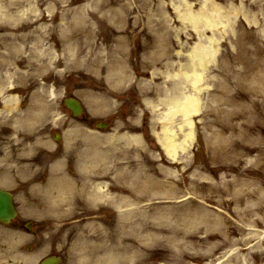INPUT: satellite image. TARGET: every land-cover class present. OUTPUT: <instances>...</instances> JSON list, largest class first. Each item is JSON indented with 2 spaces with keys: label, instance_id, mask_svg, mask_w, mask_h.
<instances>
[{
  "label": "rangeland",
  "instance_id": "1",
  "mask_svg": "<svg viewBox=\"0 0 264 264\" xmlns=\"http://www.w3.org/2000/svg\"><path fill=\"white\" fill-rule=\"evenodd\" d=\"M0 1L5 26L30 35L0 39V110L14 102L0 113V187L19 212L0 225V264H101L81 254L93 227L107 244L131 232L142 264H264V0ZM187 6L210 16L199 32ZM184 97L192 110L165 122L159 100ZM81 177L90 189L71 191Z\"/></svg>",
  "mask_w": 264,
  "mask_h": 264
},
{
  "label": "bare ground",
  "instance_id": "2",
  "mask_svg": "<svg viewBox=\"0 0 264 264\" xmlns=\"http://www.w3.org/2000/svg\"><path fill=\"white\" fill-rule=\"evenodd\" d=\"M1 4V1H0ZM184 5V4H182ZM9 7L11 8V4H9ZM190 8V11H189ZM186 11H184L182 13V10H180V12L178 13V9L175 8L176 13L180 14L181 20L183 21V23L188 20L191 22L193 29L196 32H199L201 28L206 27V23L208 22L210 16H208L207 11H205L204 9H201L199 11V13L194 14L193 12H191V7L187 6ZM11 12L10 10H5L3 8V6L0 5V32H2L0 39L2 40V42L4 43H9L11 42L8 46H11L13 41L18 40L19 38L23 41V42H27L30 39V35H16L14 34L15 32H24L25 33V28H20L19 30H9L5 25L8 22V19L10 18ZM18 19V18H17ZM213 29V28H212ZM3 43V44H4ZM7 47V46H6ZM202 55H199L200 58H202L201 60L203 61L204 58L201 57ZM4 66L6 65V63H3ZM0 94H2V92H0ZM12 97H7V99H4V104L7 105V107L5 108L4 111L8 110V106L9 104H12ZM194 101L189 98V97H184L183 100H181V98H170L169 100H159V103L161 105H163L166 108H169L168 112H172L171 113V118L165 120V122H170L171 120L173 121V118H176L179 115L185 116L186 113L188 111H191L194 105L193 103ZM3 111V112H4ZM2 112V113H3ZM169 126H163L164 129H162L164 132L167 133ZM167 137L168 134H167ZM163 148L167 154L168 157H170L174 162L177 159L178 156V152L175 150V147L173 145V139H163ZM125 177V176H124ZM61 179L59 178L57 179V188L59 187V189L57 190V193L59 191H67L66 194L70 191L69 190V186H67V184H62L61 183ZM80 179V181H79ZM125 179L127 180L128 177H125ZM88 179L85 177H81L78 178L76 180V182H74L75 180H70L71 182H74L73 185H71V191H87V189H90V186L88 185ZM3 183H6L7 181H2ZM53 184V182H50L49 185ZM62 186V187H60ZM51 188H44L42 187L41 189H39V191H50ZM100 191V190H99ZM44 192V199L48 198V195ZM52 193V192H50ZM99 192L96 193L97 196H99L98 194ZM60 194V193H59ZM78 196L76 198L73 199L72 204L75 205V207H78V203L75 202L77 201ZM61 207L60 210L63 209L64 205L66 204H71L68 202L63 203V201H61ZM58 210V211H60ZM134 221H130L128 222V224H126L127 226L126 228L132 229L133 232H137V228L136 225L134 226ZM91 225H87L85 227V229L89 230L88 228H90ZM122 236L119 237V239L114 242V244H107L108 243V238L104 239V236H102L101 234H99L98 230L96 229V227H93L90 230V234H88L87 236H82L79 237V240H81V243L84 245L83 248H81V254L83 256L88 255L86 257H88V259L90 260H98L99 262H101V264H105L103 263L104 261L107 262V264H142V262H144V258L141 254H139V249L141 245L140 243H137L136 240L132 239L130 240L129 238H127V235L132 236L133 234L131 232H128V234L126 233V235L124 234V230L121 232ZM125 235V236H124ZM11 237V241L13 242L16 240V237L13 235L9 236V238ZM8 240V238H7ZM85 259V258H84ZM89 263V262H88ZM90 264H93L92 262Z\"/></svg>",
  "mask_w": 264,
  "mask_h": 264
},
{
  "label": "water",
  "instance_id": "3",
  "mask_svg": "<svg viewBox=\"0 0 264 264\" xmlns=\"http://www.w3.org/2000/svg\"><path fill=\"white\" fill-rule=\"evenodd\" d=\"M66 105L74 112V114L80 115L82 108L80 104L75 100L66 101ZM16 213L13 208L12 196L5 192L0 191V222L8 223L15 217ZM48 264H57L56 261H51Z\"/></svg>",
  "mask_w": 264,
  "mask_h": 264
}]
</instances>
